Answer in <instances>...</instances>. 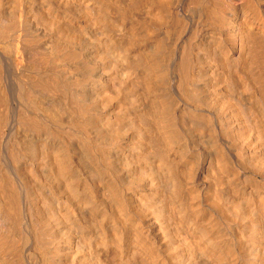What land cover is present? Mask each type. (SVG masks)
Wrapping results in <instances>:
<instances>
[{
  "label": "bare ground",
  "instance_id": "bare-ground-1",
  "mask_svg": "<svg viewBox=\"0 0 264 264\" xmlns=\"http://www.w3.org/2000/svg\"><path fill=\"white\" fill-rule=\"evenodd\" d=\"M0 264H264V0H0Z\"/></svg>",
  "mask_w": 264,
  "mask_h": 264
}]
</instances>
